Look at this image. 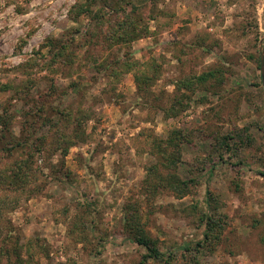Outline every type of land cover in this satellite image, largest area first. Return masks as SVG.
Wrapping results in <instances>:
<instances>
[{
  "label": "rangeland",
  "instance_id": "374dc122",
  "mask_svg": "<svg viewBox=\"0 0 264 264\" xmlns=\"http://www.w3.org/2000/svg\"><path fill=\"white\" fill-rule=\"evenodd\" d=\"M81 1L0 0V86H11L0 91V113L7 108L16 114L9 132L19 136L26 129L28 144L48 134L43 148L55 153L47 161L34 155L33 176L24 192L0 189V197L7 193L19 200L14 208L9 202L1 208L0 247L10 252L17 247L34 264H141L145 249L128 238L127 222L139 216L160 250H180L203 238L204 226L189 205L204 204L209 189L228 223L216 249L203 260L264 264V0H160L152 11L148 1L130 0L154 17L147 20L146 36L117 45H109L93 14L71 18V7ZM101 12L110 11L97 2L93 13ZM48 38L70 41L74 61L65 67L57 63L54 71L34 64L37 52L49 55ZM125 56L141 66L156 64V77L143 92L137 91L132 73L108 77L111 64ZM94 57L110 67L98 72ZM207 70L215 71L214 77L181 92L187 108L171 117L174 84ZM31 75L36 81L29 97L24 91L17 94L15 89ZM36 103L43 104L44 113L33 112ZM55 107L69 110V116H61L58 125L31 126L36 118H59ZM81 109H90L92 116L79 125L75 119ZM173 129L190 138L181 146L179 166L200 176L195 196L154 194L143 181L154 150L151 140ZM230 132L243 141L234 136L232 145L238 147L225 148L221 159L218 138ZM76 136L82 141L66 154L54 151L62 140L69 144ZM27 149L18 147L13 157L2 155L0 169L9 172ZM47 162L62 172L50 174ZM203 165L205 171H198ZM83 191L94 204V215L77 205L84 201ZM0 264H7L6 256Z\"/></svg>",
  "mask_w": 264,
  "mask_h": 264
},
{
  "label": "trees",
  "instance_id": "16d2710c",
  "mask_svg": "<svg viewBox=\"0 0 264 264\" xmlns=\"http://www.w3.org/2000/svg\"><path fill=\"white\" fill-rule=\"evenodd\" d=\"M146 1L150 4L149 10L152 11L156 3L160 0ZM97 2H100L101 9H103L104 6H108V11L110 12H101L99 15L93 13V7H95ZM143 12L144 11L140 10V6L133 4L130 0H82L71 7L69 15L71 18H76L80 14H87L89 16L93 14L97 20L96 25L100 26V28L101 25L103 26V36L109 39V45H117L129 43L131 40L144 37L148 34L147 20L150 18L149 16H151V18L154 16L152 14H143ZM70 44L68 40L48 38L47 45L50 47L49 55L47 56L41 52H37L36 54L39 59L36 58L35 60L38 62L34 64L39 65L40 69L44 67L52 68L50 69L51 71H54L53 65L57 63L65 67L64 64H70L74 61L72 52H68ZM93 65L98 69V72H100L101 69L107 70L110 67L107 63L104 65L103 62H96L95 57L93 58ZM141 65L143 64L139 63L137 60L125 56L123 59H117L111 64V72L108 74V77H116L117 79L124 73H132L137 91L143 92L150 86L153 79L156 77L157 66L151 62H147L144 66ZM214 73L215 71L213 70H207L198 75L186 76L184 79L177 81L176 84H174L176 94L171 100V104L173 105L170 106V116L176 117L187 108V105L183 104L179 99L181 92L184 90L191 91L195 87L204 84L209 78L214 77ZM33 76L34 75L28 76L25 80L26 83L15 89L17 94L24 91L23 96L26 98L29 97L28 90H30L36 81ZM10 89L11 86L8 84L0 86V91ZM54 95L56 96L58 93ZM41 107L40 104L37 105L36 103L33 112L37 115L44 113L43 111L41 112V110L44 109L43 104ZM54 112L59 114L60 117L54 120L53 117L47 116L42 119V121L36 118L31 126H33V128H38L42 124L58 125L61 116L64 119L65 117L67 118L70 113L69 110H62L58 107H55ZM80 112L81 115L77 116L75 119L79 125L80 123L82 124L88 121L92 116L90 109H81ZM15 118L16 114H10L7 108H4L0 113V159L2 155L15 156V154L19 152L18 147L25 148V146L28 145V149L24 156H21L11 163V168L9 167L11 170H9V172L6 171L8 170L7 168L0 169V189H11L12 191H20L22 193L26 190L25 187L27 184H30L31 177L33 176L31 173V166L34 164V155L36 153H38L39 156L44 155L47 161L48 155L52 156L55 155V153L50 154L49 151L43 148L44 145H42V143L44 137L48 134L38 136L29 144L27 139L30 138V136L26 134V129L22 130L19 136L10 134L9 126ZM234 136H237L242 143V136L236 132H230L218 138L217 151L221 159L224 154L223 152L226 151L225 148L234 151L238 147L235 144L232 145ZM77 138L78 136L71 140L69 144H63L64 142L62 140L60 146L58 148L56 147L54 151L58 150L61 155L66 154L71 146H75L82 141H78ZM58 139H63V137H58ZM151 141L154 150L149 151L151 154V162L145 167L146 175L143 180L144 184L149 187L154 194L164 190L177 199H181L185 196L197 195L200 176H195L194 171L191 169L183 170L179 166L182 157L181 146L183 143L190 141L188 134L181 129H173L165 138H153ZM59 143L57 144L59 145ZM45 165L52 171L50 174H56L57 171L59 173L62 172L61 167L59 170L56 169V167H58L57 164L47 162ZM199 169L198 171L200 172L205 171L204 165ZM69 173V171L65 172L66 178L69 177ZM2 182H5V184L2 185ZM83 194L84 201L78 202L77 205H82L81 208L86 210L87 214L94 215L96 211L94 204L86 198L87 195L84 191ZM7 202L11 204V208H14L15 205L19 203V200L17 198H10L7 193L0 197V218L3 217L1 208H3ZM220 208L219 200L208 189L206 191L204 204L194 202L189 205L190 213L194 214L198 221V225L204 226L203 238L194 243L189 242L185 244L180 250L177 248V250L173 249L167 252L160 250L158 239L145 232L143 224L139 221L140 217H136V215V222H127L126 229L128 230V238L145 249L144 254L141 256L140 263L148 264L149 260H153L155 264H206L203 260V255L208 252L211 253L216 249L217 246H215V244L220 241L221 235L228 223V215L222 212ZM126 212L125 217L128 215ZM4 249L5 248L0 247V259L6 256L7 264H34L31 260L32 256L28 254L27 259L24 260L19 250H17V247H13L14 252L13 250L10 252L8 248ZM11 253L14 254V259H10Z\"/></svg>",
  "mask_w": 264,
  "mask_h": 264
},
{
  "label": "water",
  "instance_id": "95a60500",
  "mask_svg": "<svg viewBox=\"0 0 264 264\" xmlns=\"http://www.w3.org/2000/svg\"><path fill=\"white\" fill-rule=\"evenodd\" d=\"M261 42L263 43V50H262L261 57H260V76H261V81H262L263 89H264V35H263Z\"/></svg>",
  "mask_w": 264,
  "mask_h": 264
}]
</instances>
